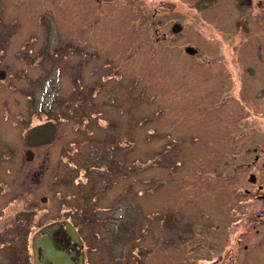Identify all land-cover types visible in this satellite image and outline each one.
<instances>
[{"label": "rangeland", "instance_id": "rangeland-1", "mask_svg": "<svg viewBox=\"0 0 264 264\" xmlns=\"http://www.w3.org/2000/svg\"><path fill=\"white\" fill-rule=\"evenodd\" d=\"M166 1L144 0L148 5L141 12L143 17L138 11L132 19L142 27L124 25L122 0H115L111 11H95L91 17L77 7L79 0H47L41 10H46L43 27L31 26L36 15L11 12L3 16L5 23L16 19L19 23L11 27L1 63L12 67L13 76L0 85V264H32L34 258L36 264L39 251L34 239L56 229L58 224L41 230L55 218H73L87 241L92 264L137 260L141 264H202L205 246L197 241L215 242L219 252L227 255L226 264H264L261 220L254 223L256 227L239 222L238 241L224 234L222 226L211 228L212 222L233 225L235 220H249L259 208L244 190L251 189L253 171L263 181L264 136L257 131L246 135L243 127L257 126L262 113L249 117L236 101L234 81L228 78L229 62L206 59L199 63L178 57L186 43L203 45L201 27H185L184 38L175 35L163 40L172 22ZM174 4L180 14L187 13L183 7L189 10L186 1ZM193 9L188 19L191 16L198 24ZM32 39L35 52L65 45L69 39L80 41L82 53L69 52L64 61L76 71L55 69L45 76L41 67L28 63L27 67L16 53ZM85 40L91 47L83 44ZM93 47L98 50L95 58L88 55L94 53ZM210 50L216 55L215 48ZM24 68L26 76L16 74ZM74 72L81 78V87L102 76L96 84L103 94L95 102L105 117L92 116L94 127L89 129L95 130L100 141L107 132L103 145L96 144L101 147L96 146L94 155L91 136L76 129L75 124L86 118L85 109H76L74 102L65 109L57 104L55 113L66 112L57 141L35 149L31 162L25 160L20 135L30 103L24 88L37 84L36 109L48 107L54 98L75 101ZM105 76L109 81H103ZM72 144L78 149L74 160L66 153ZM104 147L111 151L103 164L95 157ZM255 154L259 160L249 168ZM121 159L122 176H111ZM106 177L113 178L105 183ZM89 184L101 189V196L89 194ZM201 230L205 236L198 234Z\"/></svg>", "mask_w": 264, "mask_h": 264}, {"label": "flooded vegetation", "instance_id": "flooded-vegetation-1", "mask_svg": "<svg viewBox=\"0 0 264 264\" xmlns=\"http://www.w3.org/2000/svg\"><path fill=\"white\" fill-rule=\"evenodd\" d=\"M114 1L115 0H79L80 4L77 7L83 11L84 15L91 17L95 11H111L110 8ZM169 1L170 0L166 1L165 6L167 8L169 17H171L172 19V22L170 24L171 30L169 33L163 32V40L168 38L172 39V37H174L175 35L184 38L183 36H185L186 34L185 27H201L202 29L201 31H199V33L202 38L201 42L203 43V45L197 46L186 43L185 49L183 48L184 54L179 55L178 57L181 59L189 58L195 61H199V63L203 62L206 59H213L215 63H222L224 62V60H226V63L229 62L232 71L228 72V78L234 81L233 85L237 90L234 95L236 96V101H239V105L245 108L247 113H249V117L255 118L254 113H262V120H257V126H252L251 124H249L243 127L246 130L245 134L248 135L249 132L257 131L263 133L264 136V0H183L188 3L187 6L189 7V10L191 6L194 7L191 12L196 11L198 15V24L196 21H193V19H191V16L188 19V8L183 7L185 11H187V13L180 14L177 10H175L178 4H174V1L177 0L169 3L167 7ZM46 3L47 0H0V85H2L5 80L13 76L12 67L8 65H1V63L3 62L6 53L4 45L8 43L9 37L11 36L13 31L11 27H14V24L16 23H19V20L17 19L12 23H5L3 21V16L5 14L8 15L11 12H17L18 14L27 13L31 17L36 15L37 17L32 20L33 24H31V26L35 25L36 27H43L44 24L42 20L46 10L43 12L41 10L44 9ZM146 5H148V3H145L144 0H122V20L124 22V25L126 27H142L141 23L135 24L132 22V19L136 17L138 11L142 18L143 15L141 12ZM55 24L56 21L52 25L55 26ZM193 24H197V26ZM156 26L160 27L158 25ZM156 34H159L158 28L156 29ZM34 41L35 39L24 42L21 45V49L16 53V56L19 59L23 60L26 64L28 63L30 66L41 67L45 72V76L50 75L51 72L55 69L62 71L63 68H67L69 70L73 67V70H75L74 65L70 63H68L67 65L64 63V61L67 59L69 52L76 55L82 53V51L78 49L80 41L76 42L75 40L69 39V42L65 43V45H61L51 50L42 49L39 52H35L33 46L31 47ZM158 41L159 37L156 38V42ZM83 44L91 47L90 42L87 40H85ZM210 48L213 50L214 48L216 49V55H211L212 52ZM93 51L94 53L90 52L88 55L94 56L95 58L97 57L96 53L98 50H96V47H93ZM104 52L105 49L101 50V54H104ZM63 54L65 56L64 59H62ZM86 54L87 53H85V55ZM89 56H83V59L87 60L90 58ZM45 62H47V67L44 66ZM24 69L18 71L20 73L16 74H23V77L26 76L28 69ZM222 74L226 76L225 72H223ZM73 75L75 76L74 78L77 83V87H74L73 93V95H76L75 101L72 100V97L71 99L54 98L48 107L36 109L35 90L37 84L34 83L24 88L23 94L27 97L30 103V115L27 123L22 128L23 131L20 135L21 144L26 147L24 152L25 160L31 162L35 158V149L49 146L53 142L57 141V134L58 132H60V124L62 123L61 119L66 113L64 111L63 116H61L62 113H55L54 108L57 106V104L65 109L67 104L70 105L74 102L76 109H85L86 118H83L82 121L79 122V124H75L76 129H83L87 136H91L90 141L92 143H90V147L94 152V155L96 146L101 147L103 145L105 140L104 138L107 137V132L105 131L106 134L103 132V136H100L103 138V140L100 141L98 139L99 137L95 136V130L89 129V127H92V125L94 127L92 116H96L97 118H101V116L103 118L105 117V112L103 110H97L95 102V99L100 94V92L103 94L101 86L96 84L98 82V79H101L102 76L98 79L93 80L90 85L81 87L80 76L76 75L75 72L73 73ZM103 81H109V78L105 76V78H103ZM72 118L73 116L71 115V119ZM78 118L80 119V117ZM16 122L18 123L19 121ZM46 123H53L55 126L53 141L42 145L28 144L25 140L26 133L30 129ZM88 124L90 126H88ZM236 130L239 134H241V137L244 136L242 133H240L242 130L240 126H237ZM96 140H99L100 142H97ZM99 143L101 144V146L96 145ZM103 150L104 152L96 154L95 158L98 161H104L106 153L109 154L111 151L110 148L106 147H104ZM77 152L78 149L76 145L72 144L66 153H71V157H69V159L74 160L73 158L77 156ZM253 159L254 161L249 164V168H254L255 164L259 160V155L255 154ZM104 163L106 162L104 161L103 164ZM114 164H116V162H114ZM116 168L110 175L122 176V159L118 161ZM251 175H254L255 182L250 181L251 189L246 187L244 190V194L248 195L253 199V201L258 202L259 204L258 210H254L253 212H251L252 215L249 216V218L251 219L248 220L247 218H243L239 221L235 220L233 225L226 224V222L224 221L221 222V225L220 222H217L215 224L212 222L213 225L211 226V228L214 229L222 226L224 234L226 232L228 237L235 238L236 241H238L237 236H241V234L237 235L236 232L239 222L247 221L249 222L250 226L256 227L254 223H257L261 220V223L264 225V178L261 177L263 181L260 182V180L257 179L255 171L251 172L250 176ZM112 178L113 177H111L110 180H112ZM104 179L103 180L105 183H108L110 181L108 177ZM89 186L91 187V189L89 190V194L100 195L101 193H103L101 192V189H95V184H89ZM97 201L98 199H96V202ZM230 209L233 208L231 207ZM220 212L222 213V211ZM54 224H58L59 226L53 231L41 232L40 237L41 239H45L48 237L52 239L50 243L56 248L55 250L59 251L64 256L63 264H92L93 261L91 262V257L88 253L89 248L87 246V241L82 235V230L79 227L77 229L76 225L74 224L73 218H55L49 220L46 224H44L41 230ZM67 224L69 225V227ZM244 233H246V231H244ZM198 234L204 235L202 230L199 231ZM79 244H81L80 246L83 248L82 253L80 252L81 250L79 251ZM197 245H204L205 247L203 249H206V251H204V254L203 249L201 250L202 252L200 254V260L203 261L202 264H226L224 263V260L226 259L227 255L223 256L219 252L220 246H217L215 242L209 241L207 242V244H202L200 243V241H197ZM233 249L234 248L231 247V252H233ZM38 251V264H54L53 262L46 263L44 261L43 247H40ZM208 252H210V257L206 258L205 256L209 254ZM217 253H219L218 256L216 255ZM36 255L37 254L35 253L32 256ZM32 261V264H35V258ZM140 262V260H137V262H135L134 264H141Z\"/></svg>", "mask_w": 264, "mask_h": 264}, {"label": "water", "instance_id": "water-1", "mask_svg": "<svg viewBox=\"0 0 264 264\" xmlns=\"http://www.w3.org/2000/svg\"><path fill=\"white\" fill-rule=\"evenodd\" d=\"M189 50V49H188ZM55 126L53 123H46L37 127L30 129L26 133L25 140L30 145H42L50 143L54 139ZM249 181L255 182L254 175L250 176ZM43 201L46 198L42 199ZM49 232V231H48ZM52 239L50 237L41 239L40 236H36L34 239V248L37 250L40 247H43L44 261L46 263L53 262L54 264H63V254L55 250L56 248L50 243ZM38 251V250H37ZM37 254V252H36ZM39 262L37 261L36 264Z\"/></svg>", "mask_w": 264, "mask_h": 264}, {"label": "trees", "instance_id": "trees-1", "mask_svg": "<svg viewBox=\"0 0 264 264\" xmlns=\"http://www.w3.org/2000/svg\"><path fill=\"white\" fill-rule=\"evenodd\" d=\"M21 221V220H20ZM22 221H24V219H22Z\"/></svg>", "mask_w": 264, "mask_h": 264}]
</instances>
